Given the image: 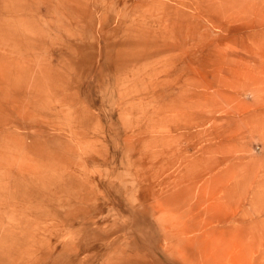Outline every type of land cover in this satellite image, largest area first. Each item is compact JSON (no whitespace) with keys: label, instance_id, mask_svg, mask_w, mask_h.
Instances as JSON below:
<instances>
[{"label":"rangeland","instance_id":"1","mask_svg":"<svg viewBox=\"0 0 264 264\" xmlns=\"http://www.w3.org/2000/svg\"><path fill=\"white\" fill-rule=\"evenodd\" d=\"M0 264H264V0H0Z\"/></svg>","mask_w":264,"mask_h":264}]
</instances>
